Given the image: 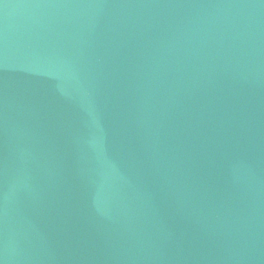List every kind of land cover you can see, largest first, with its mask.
Listing matches in <instances>:
<instances>
[{
    "label": "water",
    "instance_id": "1",
    "mask_svg": "<svg viewBox=\"0 0 264 264\" xmlns=\"http://www.w3.org/2000/svg\"><path fill=\"white\" fill-rule=\"evenodd\" d=\"M0 264H264V0H0Z\"/></svg>",
    "mask_w": 264,
    "mask_h": 264
}]
</instances>
